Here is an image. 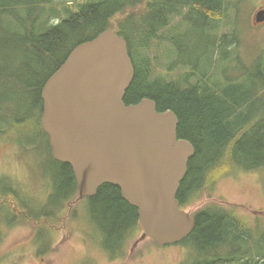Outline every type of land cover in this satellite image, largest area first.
<instances>
[{
  "label": "trees",
  "instance_id": "16d2710c",
  "mask_svg": "<svg viewBox=\"0 0 264 264\" xmlns=\"http://www.w3.org/2000/svg\"><path fill=\"white\" fill-rule=\"evenodd\" d=\"M42 1L0 0V141L28 139L27 134L40 124L41 89L48 78L78 44L117 28L128 40L135 66L125 103L151 98L159 111L172 109L179 118L178 137L195 146L177 194L182 207L204 186L210 172L224 166L264 171V45L244 53L242 40L255 29L251 24L242 38L236 33L248 26L252 12L242 10L244 0H81L75 9L62 7L65 16L56 9L40 21ZM135 7L144 10L139 18L135 12H127ZM176 15H182L187 30L200 27L211 42L202 57L207 68L182 66L178 69L183 73L174 78L172 68L167 74L156 73L157 64L166 71L168 61L161 64L150 49L155 42L166 55L173 51L169 43L182 51L174 33L180 27L172 26ZM115 18L119 26L113 24ZM8 50L15 59L3 63ZM227 60L235 63L232 76L224 65ZM9 92L18 95L9 97ZM52 160V190L45 202L50 207L44 204L40 209L52 212L56 207L58 213L78 196V188L72 167L53 156ZM5 183L0 181V185ZM5 190L0 188V243L16 215L9 198L15 192L7 188L5 194ZM88 202L91 211L86 215L93 220L98 237L102 235L98 239L105 252L111 256L123 253L132 231L141 227L137 209L112 184L101 186ZM194 217L193 232L180 242L191 250L183 264H264V226L252 227L223 206L206 205Z\"/></svg>",
  "mask_w": 264,
  "mask_h": 264
},
{
  "label": "water",
  "instance_id": "95a60500",
  "mask_svg": "<svg viewBox=\"0 0 264 264\" xmlns=\"http://www.w3.org/2000/svg\"><path fill=\"white\" fill-rule=\"evenodd\" d=\"M262 22L264 9L255 16ZM134 75L128 41L114 30L77 45L41 90V126L54 158L72 167L82 197L117 186L138 211L140 240L176 244L196 226L177 199L196 149L178 137L172 109L159 111L151 98L125 103Z\"/></svg>",
  "mask_w": 264,
  "mask_h": 264
},
{
  "label": "rangeland",
  "instance_id": "374dc122",
  "mask_svg": "<svg viewBox=\"0 0 264 264\" xmlns=\"http://www.w3.org/2000/svg\"><path fill=\"white\" fill-rule=\"evenodd\" d=\"M80 1L44 0L41 3L44 10L40 15V21H44L51 11L56 9H60V15L65 16L61 8L72 6L75 9V3ZM256 4L257 7L254 8ZM241 7L243 11L252 9L248 15V26L238 28L236 31L242 38L243 31L251 28L255 11L264 7V0H244ZM184 10L189 11L187 8ZM129 12L138 13V10L134 8ZM38 13H41L40 8ZM113 21L115 26L119 22L117 18ZM183 22L182 15L175 16L172 22V26L180 27L174 33L182 51L175 49L174 44L169 43L173 51L168 57L162 46L158 47L155 42L151 45V55L159 56L161 64L168 61L166 71L158 68L159 64H157L156 73L167 74L172 68L170 76L177 78L183 73V70L178 69L182 66L193 67L200 64L203 68L208 67V63L202 57L205 52L204 47L210 44L211 37L202 33L200 27H191L187 30ZM78 39L82 40L83 37L79 36ZM242 44L245 55L250 54L255 45H264V25H259L253 32H248ZM14 59V52L8 50L3 63ZM244 60L247 61L248 57L244 56ZM224 65L232 76L235 72V63L227 60ZM211 73H215L213 67ZM7 95L17 96L18 92H9ZM27 138L21 142L0 141V181H6L5 185H0V188H6L5 194L7 188L15 192L10 193L9 198L16 209L13 223L10 229L5 231L4 239L0 243V264L185 263L191 250L184 243L160 247L150 238L139 240L143 234V229L140 227L133 230L128 237L123 253L116 256L109 255L98 239L97 229L82 210L86 208L88 212L91 211L87 200L82 201L80 207L79 203H76V206L67 203L65 208L58 210V213L56 207L52 212L41 210L40 208L49 206L45 202L46 200L48 202V195L52 190L53 155L47 136L39 130V127H34L27 134ZM44 204L45 207L42 206ZM51 204L55 205L53 202ZM206 205L230 208L252 227L264 226V171L234 170L224 166L216 172L208 173L204 186L195 192L190 202L184 204L183 208L194 215ZM70 208H73L74 212H71ZM79 216L82 220L77 218ZM0 236L3 234L0 233Z\"/></svg>",
  "mask_w": 264,
  "mask_h": 264
},
{
  "label": "flooded vegetation",
  "instance_id": "af4514ba",
  "mask_svg": "<svg viewBox=\"0 0 264 264\" xmlns=\"http://www.w3.org/2000/svg\"><path fill=\"white\" fill-rule=\"evenodd\" d=\"M70 205H73V204H70ZM69 210L72 212V211H73V208H70ZM73 212H74V211H73ZM74 214H75V213H74ZM72 218L75 220L74 216H73ZM77 218L81 220V216H79V217H77ZM99 238H100V236H99Z\"/></svg>",
  "mask_w": 264,
  "mask_h": 264
}]
</instances>
